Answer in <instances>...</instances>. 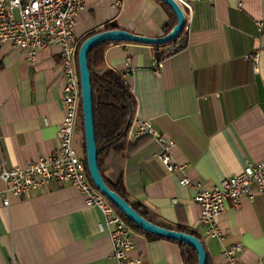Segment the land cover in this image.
Wrapping results in <instances>:
<instances>
[{
    "label": "crops",
    "instance_id": "0c3cea01",
    "mask_svg": "<svg viewBox=\"0 0 264 264\" xmlns=\"http://www.w3.org/2000/svg\"><path fill=\"white\" fill-rule=\"evenodd\" d=\"M169 16L156 0H86L75 21L80 41L105 24L134 35L162 36ZM257 23H261V34ZM186 47L154 73L152 46L105 48V66L123 76L136 101L132 121L149 122L175 147L181 169L168 173L150 137L124 140L103 157L107 178H121L129 204L161 226L184 229L203 244L209 264L241 247L237 264H264V200L229 201L217 224L222 240L205 239L196 186L211 188L264 158V0L199 1L191 6ZM161 52V51H160ZM256 55V59L249 58ZM60 57L51 46L29 63L20 50L0 45V160L7 169L47 158L57 148L63 119ZM73 145L83 153L81 128ZM195 187H182V179ZM0 181V264H117L104 219L69 185L50 184L30 197L8 196ZM130 258L141 264H184L178 246L132 230Z\"/></svg>",
    "mask_w": 264,
    "mask_h": 264
},
{
    "label": "built area",
    "instance_id": "2783aa9c",
    "mask_svg": "<svg viewBox=\"0 0 264 264\" xmlns=\"http://www.w3.org/2000/svg\"><path fill=\"white\" fill-rule=\"evenodd\" d=\"M86 0H0V45L10 44L24 53L29 63H34L38 53L54 46L60 57L59 69L63 78V119L57 132V148L52 155L26 164L23 168L7 169L0 160V181L5 189L2 194L4 207L9 206L8 196L28 198L33 193H44L50 184L73 187L84 199L86 207L97 209L109 231L112 258L117 264H141L139 258H130L134 249L131 227L117 214L115 208L91 184L83 153L73 146L77 128L82 127L80 84L77 68L75 21L85 7ZM182 10L185 20L191 6L199 1L173 0ZM261 34V23L256 24ZM256 59V55L250 56ZM154 73L159 75L161 62H153ZM150 137L160 145L157 159L168 173L181 169L174 164L171 151L174 143L160 135L147 121H131L127 140ZM182 187H195L188 179L179 183ZM264 200V158L248 163L238 174L224 179L219 185L205 188L196 186L193 202L200 211L199 223L204 226L205 239L222 240L224 234L217 224L219 216L229 201L238 207L243 199ZM241 247L234 245L224 249L221 257L226 264H237Z\"/></svg>",
    "mask_w": 264,
    "mask_h": 264
},
{
    "label": "trees",
    "instance_id": "16d2710c",
    "mask_svg": "<svg viewBox=\"0 0 264 264\" xmlns=\"http://www.w3.org/2000/svg\"><path fill=\"white\" fill-rule=\"evenodd\" d=\"M156 1L164 8V10L169 16V21L163 26L162 29V36H165L176 25V18L173 12L165 4H163L159 0ZM113 30H120V29L116 25L105 24L101 31L88 34L79 41L77 47V53L80 45L86 39L98 33L113 31ZM112 44H119V43H104L95 47L88 54L87 62L91 77L95 140L98 151L97 161H98L99 172L106 186L128 203L121 178L120 177H117L115 179L107 178L103 170L104 155L111 151L112 152L117 151L122 146L124 140L127 138V132L130 127V125L127 124L128 119L130 115L133 116V112L136 107L135 98L132 95L128 86L126 85L123 76L108 69L104 64V60H103L104 50L106 47ZM186 45H187V38L183 30L180 36L175 41L168 43L166 45L152 46L154 51L155 61L157 62L163 61L166 57H169L173 54L182 51L186 47ZM81 131H82V139H83V126L81 127ZM83 156L85 160L84 140H83ZM129 205L133 208V210H135L141 217H143L149 223L164 229L173 230L171 228L161 226L158 223L154 222L147 215V213L141 210L138 206L131 204ZM116 212L123 219V221L131 227L133 231L146 236L148 239H163L139 230L133 224H131L120 212H118L117 210ZM175 231L194 236V234L184 229H175ZM167 241H171V240H167ZM171 242L175 243L178 246L184 264H198L197 255L192 248L180 242H175V241H171ZM206 264H209L207 255H206Z\"/></svg>",
    "mask_w": 264,
    "mask_h": 264
},
{
    "label": "water",
    "instance_id": "95a60500",
    "mask_svg": "<svg viewBox=\"0 0 264 264\" xmlns=\"http://www.w3.org/2000/svg\"><path fill=\"white\" fill-rule=\"evenodd\" d=\"M159 1L165 4L173 12L176 18V25L167 35L149 38L134 35L123 30L106 31L86 39L78 49L77 68L80 84L86 169L93 187L136 228L150 235L187 245L195 251L198 264H206V253L203 244L198 238L175 230L164 229L146 221L135 210H133L126 201L106 186L98 168V151L95 140L91 77L87 62L88 54L95 47L104 43H129L147 46H161L175 41L185 28V17L182 10L173 0ZM131 121L132 115L129 116L127 124L130 125Z\"/></svg>",
    "mask_w": 264,
    "mask_h": 264
},
{
    "label": "rangeland",
    "instance_id": "374dc122",
    "mask_svg": "<svg viewBox=\"0 0 264 264\" xmlns=\"http://www.w3.org/2000/svg\"><path fill=\"white\" fill-rule=\"evenodd\" d=\"M73 146H75V145H73Z\"/></svg>",
    "mask_w": 264,
    "mask_h": 264
}]
</instances>
